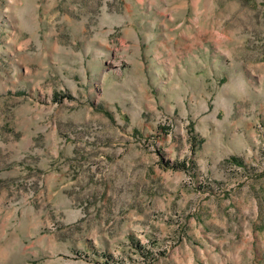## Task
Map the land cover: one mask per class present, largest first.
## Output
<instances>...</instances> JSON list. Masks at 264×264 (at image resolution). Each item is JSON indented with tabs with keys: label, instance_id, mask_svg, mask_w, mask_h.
I'll return each instance as SVG.
<instances>
[{
	"label": "rangeland",
	"instance_id": "374dc122",
	"mask_svg": "<svg viewBox=\"0 0 264 264\" xmlns=\"http://www.w3.org/2000/svg\"><path fill=\"white\" fill-rule=\"evenodd\" d=\"M0 264H264V0H0Z\"/></svg>",
	"mask_w": 264,
	"mask_h": 264
},
{
	"label": "trees",
	"instance_id": "16d2710c",
	"mask_svg": "<svg viewBox=\"0 0 264 264\" xmlns=\"http://www.w3.org/2000/svg\"><path fill=\"white\" fill-rule=\"evenodd\" d=\"M232 159L238 163V159L236 157H232Z\"/></svg>",
	"mask_w": 264,
	"mask_h": 264
}]
</instances>
